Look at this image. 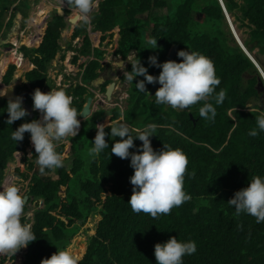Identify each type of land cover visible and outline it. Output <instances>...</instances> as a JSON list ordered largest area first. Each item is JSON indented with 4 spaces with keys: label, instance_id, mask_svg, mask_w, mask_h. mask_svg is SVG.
I'll use <instances>...</instances> for the list:
<instances>
[{
    "label": "trees",
    "instance_id": "16d2710c",
    "mask_svg": "<svg viewBox=\"0 0 264 264\" xmlns=\"http://www.w3.org/2000/svg\"><path fill=\"white\" fill-rule=\"evenodd\" d=\"M16 1L0 0V31L9 7ZM223 1L233 20L248 28V37L243 40L248 51L253 56L258 52L264 54V0ZM12 9L4 24L7 29L15 24L17 13H22L23 19L28 17L25 0H18ZM49 9L41 3L36 11L44 19ZM161 9L165 11L159 12ZM64 12L70 11L65 8ZM90 24V33L86 32L87 25L74 27L72 38L84 35L80 46L68 45L78 51L72 63L80 69L94 56L81 71L84 83L89 84L97 76L98 60L105 52L102 43L107 37L112 38L116 30L119 39L115 52L126 56L134 49L135 61L139 60L154 77L160 68L151 66L148 58L155 56L157 63L162 64L176 44L178 51H196L213 61L221 82L208 102L216 108L217 115L214 122L201 118L199 108L203 102L183 111L158 105L155 93H149L152 84L145 82V92L137 91L136 81L144 77H136L121 107L100 109L83 120L78 135L67 140L68 152L67 142L58 144L56 150L64 157L63 167L40 174L36 153L27 155L30 134L25 133L23 141L16 142L12 132L22 123L39 119V112L32 108L34 90L47 93L54 87L48 84V64L60 49L61 33L66 27L64 15L55 11L37 44L19 45L33 65L25 72L26 81L13 93L23 98L22 107L29 115L8 125L6 111L11 98L0 96V185L8 162L18 157L27 171L19 165L14 173L19 179H28V201L31 197L44 201V206L35 210L31 224L37 239L21 248L24 258L20 264H41L42 259L65 250L95 210L101 218L86 248L80 244L71 252L76 256L83 253L79 264H156L154 245L165 243L170 237L196 243V252L183 257V264H264V222L257 223L245 213L237 216L234 207L227 203L236 191L248 186L253 176L264 178V132H259L256 124V117L264 114V84L228 29L219 1L174 0L170 4L168 0H102L92 13ZM7 31L4 30V37ZM148 38L157 39L156 49H145L150 47L146 43ZM180 60L177 54L172 59ZM18 62L22 68L25 63L22 54ZM6 64L0 57V75ZM259 64L264 71V60ZM128 70L131 71V64ZM14 71L15 65L9 64L2 76L5 85ZM21 72L16 69L15 77ZM16 81L13 80L12 86ZM3 83L0 81V92L10 91L11 85L7 88ZM60 90L72 92L75 97L72 107L80 112L86 101V88L71 85ZM221 90L226 97L217 105L215 95ZM109 120L128 122L133 136L148 124H155L156 132L149 138L154 150H161L163 145L182 150L189 161L184 191L191 199L158 219L134 213L127 203L132 194L129 178L134 171L130 158L120 159L111 154L113 143L121 138H112L110 128L105 127L108 148L98 156L88 155L97 125H106ZM254 128L259 134L252 137L248 133ZM141 145L134 138V147L129 151L137 152ZM22 223L28 224L26 216L22 217ZM0 264L13 263L2 256Z\"/></svg>",
    "mask_w": 264,
    "mask_h": 264
},
{
    "label": "clouds",
    "instance_id": "9594fccd",
    "mask_svg": "<svg viewBox=\"0 0 264 264\" xmlns=\"http://www.w3.org/2000/svg\"><path fill=\"white\" fill-rule=\"evenodd\" d=\"M99 2L100 0H65L70 10L75 13L74 20L81 27L90 23L91 14L99 8ZM74 13L64 16L68 28L71 24H68L66 17ZM49 20H45L43 31L46 29ZM76 25H72L73 30L69 34L68 44L77 42L74 39L79 36L72 38ZM228 25L233 38L241 48L232 31L233 29L237 35L230 19ZM39 39L40 37L37 42ZM146 43L150 47L145 49L157 48V39L155 38H148ZM61 45L60 43L59 50L62 49ZM67 50L73 55H78L69 46H67ZM256 50L258 49L254 51ZM130 54H134L135 58L136 51L133 49L129 52V56ZM177 56L181 58L180 62L169 60L162 64L157 63L155 56H150L148 63L161 69L159 75L155 77L149 75L147 69L141 65L139 60H136L131 64V71L126 72V79L133 83L134 78L144 77L143 80H137L135 84V88L140 92H145V82L148 84L158 83L160 87L154 94L155 103L166 105L174 110L183 111L203 102V106L199 108L200 117L214 122L217 115L216 108L208 101L213 97L221 81L216 76L213 61L199 52L189 50H179ZM72 60V55H70L68 68H71ZM29 64L33 65L30 60ZM65 70L70 72L71 69H64V73ZM71 74L75 75V79L71 80L70 76L67 78L68 75H64L66 78L64 83L72 85L75 81V86L79 85L88 89L92 97L95 90L92 82L86 84L80 81L81 75ZM4 95L5 92H0V96ZM225 97V91L221 90L215 95V103L221 104ZM74 98L72 92L67 94L64 90H50L45 93L35 89L32 94V108L41 114L40 119L22 123L12 132V139L16 142L23 141L25 133L30 134V140L36 153V164L42 175L47 174L46 170L55 171L63 167L64 157L57 152V146L60 142L67 141L69 137L77 136L81 122L86 119L80 118L81 113L72 107ZM22 100L23 98L20 96L14 100L9 99L6 111L7 120L5 121L8 125L29 115V112L22 107ZM92 101L91 108L94 98ZM256 124L259 132H264V114L256 117ZM105 127L110 128L112 138H121L113 143L111 154L120 159L130 158V167L134 171L129 178L132 194L127 203L134 213H144L153 219H158L161 215H170L173 208L180 207L191 199L190 195L184 191V179L189 163L188 157L182 150L172 149L167 145H163L159 151L154 150L149 138L156 132L157 126L155 124H148L135 136L132 135V125L125 121L109 120L106 125H97L96 135L92 142L93 146L88 150L89 156H98L104 149L108 148L105 139L108 133L105 132ZM259 132L254 128L248 134L255 137ZM134 138L139 139L142 145L137 152H130L129 149L134 147ZM7 178L5 175L0 185V256L12 257L21 248H26L37 238L31 230L32 225L22 223L25 203L29 202V196L25 202L24 195L16 182L10 181L7 186L3 187ZM26 194L28 195V190ZM227 203L234 207L237 216L245 213L254 217L257 223L264 222V178L259 175L253 176L248 186L236 191ZM196 250L194 241L180 242L176 237H170L165 243L154 245V256L156 264H183V257L194 254ZM80 259L79 256L73 255L69 250H59L49 258L42 259L41 264H79Z\"/></svg>",
    "mask_w": 264,
    "mask_h": 264
},
{
    "label": "rangeland",
    "instance_id": "374dc122",
    "mask_svg": "<svg viewBox=\"0 0 264 264\" xmlns=\"http://www.w3.org/2000/svg\"><path fill=\"white\" fill-rule=\"evenodd\" d=\"M100 1H102V0H100ZM168 1L170 4H174V0H168ZM237 1L240 2L241 0H237ZM16 3H18V0L15 2V4ZM28 3H29V5H28ZM41 3L47 4L50 8L48 13L45 15L44 19L41 18L38 15V12L36 11V9L38 8V6H40ZM15 4H12L9 7L7 15L3 21V25L1 26V31H0V57L2 55L11 56L12 52H10V51H12L14 49V50H16V52L21 51L22 53L20 52V55L23 54L24 59H25V63H24L25 67L23 65L22 68H20V70L23 69L21 74L17 77H15V74H14V78L9 83V86L11 85L10 88L12 91L17 90L18 87H20L26 81L25 77H24L25 72L32 67V65L29 64V59L24 55L23 51L20 50L19 45L21 43H27V42L31 43V44H29L31 46L35 45L37 43L38 38L40 37V33L44 29L43 26H45L44 25L45 20H49L51 18V16L55 13V11L57 10L58 7H61L63 9V11L65 8L69 9V11H71L69 13L64 12L63 13L64 16H66L67 14L74 13V11L70 10V8L67 6V4L65 3V0L64 1L62 0V2H61V0H25V6L28 8L27 9L28 17L26 19H23L21 17L22 13H20V12L17 13L15 24L10 29H7L4 24L9 19L10 15H11V11L13 12L12 8ZM97 10L98 9H95L93 12H96ZM164 11H165V9L159 10V12H164ZM91 16H92V14H91ZM231 19H232L233 24L236 28L237 37L239 35L238 38H241V40L243 41L244 38L248 37V28L245 26L240 27L239 22L237 20H235V21L233 20V16H231ZM225 20H226L227 26L229 27L228 20L226 18H225ZM91 29H92V25L89 23L86 26V32L90 33ZM4 30H8L7 33L9 36L8 35L6 37L3 36ZM72 30H73V27L68 28L67 26L63 29V31L61 33L60 43L62 45H64L65 48L59 50L57 52L55 58L48 64V72H49L48 75L51 76L50 82L48 84H50V85L54 84V87L52 88V90H60V88L64 86L63 84H64V82H66L65 81L66 78H64V75L66 76V74L64 73V69H71V68L67 67L70 63L69 60H70V55H71V52H68V50H67V46L69 44L71 45V47L80 46L82 43V40H83L84 35L79 34L78 35L79 40L76 39L77 42H73V43L70 42L68 44V42L70 40L69 34L72 32ZM118 37H119L118 31L116 30V33L111 38V40L109 37H107L106 40L103 42L102 47L105 49V53H106L104 55L105 56V59H104L105 64H108L106 60H109V58H111L113 56V55H111V52H113V50L117 47ZM1 39H4V41H1ZM93 41H95V39H93ZM107 41H109V42H107ZM20 55L18 58H20ZM129 58L133 62L134 54H130ZM9 64H15V71H16V69H18L17 68L18 65L16 64V62H14L12 60V57H10V61H8L7 64L5 65L4 72L0 75V81L2 83H3L2 76L5 73ZM122 69L127 71L126 66L122 67ZM15 71H14V73H15ZM71 73H75L74 69H71L69 72L70 79L73 80V79H75V75H73ZM61 77H63V79ZM66 77L69 78V76H66ZM14 79H17V81L12 86V82ZM96 93H97V89L94 90V92H93L94 101L97 99ZM116 104H118L121 107L124 104V100H123V102H121V100H116L113 98L112 100L105 101L104 103H102V101L97 102V100H96V102L93 104V111H98L100 109H108V108L113 107ZM92 113H94V112H92ZM40 115L41 114L39 113V119H40ZM90 115H91V113H90ZM65 142H67V144H66L67 148L65 151L68 152L69 151V142L64 141L63 143H65ZM34 153H35V149L33 148L31 140H30L29 146L27 148V155H28V157H31ZM8 163L9 164L6 167V173H5V175L8 178L5 180L3 187L7 186V184L10 181L16 182L18 184L21 192L23 193V195H25L26 191L28 190V186H27L28 185L27 184L28 179L27 180L19 179L15 175L14 169L17 165L18 166L20 165L19 167H21V169H23V170H26V168H24V166H22V164L19 162L18 157L11 159ZM3 187H2V189H3ZM0 190H1V188H0ZM30 199H31V201L25 203V209H24V216H26V221L28 222V224H32L35 210L44 206V201L42 198L34 199L31 197ZM100 218H101L100 213L97 212L96 210L93 211L90 214V216L88 217L86 223L73 236L71 243H69L66 246L65 250H70V248H71L70 251L72 252L80 244L83 245V247L85 249L86 248V242H87L88 238L95 232L96 225H97L98 221L100 220ZM22 250L23 249H20L15 254L14 257L12 256V259H11V257H8V256H3V257H6V260H8V262L10 261L13 264H20L21 260L24 258ZM82 254L83 253H81V255L79 257H81ZM1 257L2 256H0V259H1Z\"/></svg>",
    "mask_w": 264,
    "mask_h": 264
},
{
    "label": "flooded vegetation",
    "instance_id": "af4514ba",
    "mask_svg": "<svg viewBox=\"0 0 264 264\" xmlns=\"http://www.w3.org/2000/svg\"><path fill=\"white\" fill-rule=\"evenodd\" d=\"M102 46H103V43H102ZM115 49L113 50V52H111V55H113V56L111 58H109V60H106L108 64L104 63L105 56L98 60L99 67L97 68L98 73H97V76L95 78L100 77L101 78L100 81L97 82L96 85L93 84V81L95 78L91 81L92 83L90 82L95 87V90L97 89V92H99V94L104 97V101H102V103H104L105 101H110L113 98L116 100H121V102H123V100L125 101L129 97V94L127 91H128V88L130 87V82L127 81L125 74L127 71H129L128 70L129 64L134 63L135 59L133 58V62H132V60L129 58V53L126 56H122L121 54L116 53ZM77 52H78L77 50L74 51V53H77ZM105 54L106 53L104 52V55ZM71 55H72V59H73L74 55L73 54H71ZM92 58H94V56H92V57L90 56L86 60L82 69H80L78 66L74 65L71 62V69H74L75 74H77L78 76L81 75V71L83 72L85 66L87 64H89V62H90V60H92ZM119 59L123 61L122 65L118 64ZM125 66H126L127 71L122 69V67H125ZM13 78H14V73H13ZM80 81L83 82L81 79H80ZM113 82H114V88L111 92L110 99H108L107 95H106V91L108 89V86ZM122 83H126V89H123L121 87ZM7 86H9V84H7ZM90 90L93 91L92 89H90ZM86 91H88L87 93H84L86 98L88 96L92 95L88 89H86ZM92 98H94V97L92 96ZM116 105H118V104H116ZM116 105H114V106H116ZM92 112H96V111L92 110L91 115L93 114Z\"/></svg>",
    "mask_w": 264,
    "mask_h": 264
},
{
    "label": "water",
    "instance_id": "95a60500",
    "mask_svg": "<svg viewBox=\"0 0 264 264\" xmlns=\"http://www.w3.org/2000/svg\"><path fill=\"white\" fill-rule=\"evenodd\" d=\"M219 3H220V5H221V7H222V9H223V11L225 13V17L227 18V20H229L228 12L226 10L224 1L223 0H219ZM57 12L59 14H61V15L64 13V11H63V9L61 7L57 8ZM74 15H75V13L72 14V15H68L66 17V20H67L68 24H73V25L77 24V22L74 20ZM231 28H232V26H231ZM232 31H233L238 43L240 44L243 52L248 56V58L252 61V63L256 67L257 71L259 72V74H260V76L262 78L263 84H264V72L262 70V67L259 64V61L261 62L262 60H264V54H262L260 52L256 53V56H253L252 54H250V52L242 45V42H241L240 38L237 37V35L235 34L233 29H232ZM177 52H178V45H176V44L172 45L171 48L169 49V52H168L166 58L164 59V62L172 60L174 58V56L177 54ZM118 64L122 65L123 61L119 59ZM160 71H161V69H160ZM158 75H159V73H158ZM100 79H101L100 77L95 78L94 81H93V84L96 85V83L99 82ZM121 87L123 89H126V83H122ZM159 87H160V85L158 83L152 84L149 93L151 95L154 94ZM113 88H114V82L111 83L108 86V89L106 91V95H107L108 99H110L111 92H112ZM263 95H264V93H263ZM4 96H9L11 99H15L16 98V96L13 93V91L12 90L9 91L8 89L5 91V95ZM91 104H92V97L88 96L86 98L85 103L82 106V109L79 112V113H81L80 118L82 117L83 119H85V118L89 117V115H90V113L92 111ZM27 198H28V195L25 194L24 195L25 202H26Z\"/></svg>",
    "mask_w": 264,
    "mask_h": 264
},
{
    "label": "bare ground",
    "instance_id": "6f19581e",
    "mask_svg": "<svg viewBox=\"0 0 264 264\" xmlns=\"http://www.w3.org/2000/svg\"><path fill=\"white\" fill-rule=\"evenodd\" d=\"M38 8H39V6H38ZM37 8V9H38ZM228 16H229V19H230V21H231V23H232V25H233V28L235 29V31H236V28H235V26H234V24H233V21H232V19H231V16H230V14L228 13ZM238 37H239V35H238ZM26 40V39H25ZM240 40H241V38H240ZM242 41V40H241ZM242 45L245 47V45H244V43H243V41H242ZM246 48V47H245ZM247 49V48H246ZM5 52V51H4ZM10 52H12V54H11V56H6V55H2L1 56V58L5 61V62H8V61H10V57H12V60L14 61V62H16L17 64H19V62H18V60H19V55H20V52H16V50H12V51H10ZM21 56V55H20ZM167 56V55H166ZM24 67H25V65H24ZM17 68L18 69H20L21 67H18L17 66ZM23 70V69H22ZM257 70V69H256ZM263 70V69H262ZM264 72V71H263Z\"/></svg>",
    "mask_w": 264,
    "mask_h": 264
},
{
    "label": "built area",
    "instance_id": "2783aa9c",
    "mask_svg": "<svg viewBox=\"0 0 264 264\" xmlns=\"http://www.w3.org/2000/svg\"><path fill=\"white\" fill-rule=\"evenodd\" d=\"M76 39L78 40L79 37L75 38L74 41H76ZM61 48L64 49L65 46H64V45H61ZM65 71H66V70H65ZM65 74L68 75V76H70V75H69V72H67V71L65 72ZM61 78H63V77H61ZM74 83H75V81H73V84H72L73 86L76 85V84H74ZM63 85H64L63 87H69V86H71V85H69V83H64ZM96 94H97V95H96V97H97V99H96L97 102H98V101H103V100H104V97H103L102 95H100L99 92H97ZM70 96H71V95H70ZM98 98H99V99H98ZM96 100L94 101V103L96 102Z\"/></svg>",
    "mask_w": 264,
    "mask_h": 264
}]
</instances>
